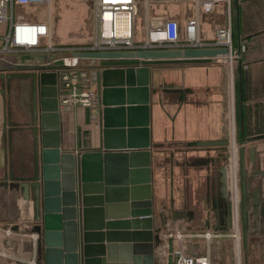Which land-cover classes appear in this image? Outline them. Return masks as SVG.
<instances>
[{
	"label": "crops",
	"instance_id": "0c3cea01",
	"mask_svg": "<svg viewBox=\"0 0 264 264\" xmlns=\"http://www.w3.org/2000/svg\"><path fill=\"white\" fill-rule=\"evenodd\" d=\"M60 2L56 4V12L61 16L56 17L57 24L50 12L51 3L18 7L16 13L27 21L48 24L53 42L66 44L81 28L86 9L78 5V9L83 10L81 21L70 22L66 19L65 5ZM152 4L156 7L153 14L149 7L143 11L145 29L168 18L177 20L183 27L187 19L198 16L204 40L214 39L217 28L229 26L233 46L240 53L232 75L225 65L210 58L164 60L149 65L147 149L150 151L152 217L155 210L158 215V220L153 219L154 233L179 232L188 236L200 233L186 229L187 223L182 216L186 211L184 207H222L223 204L226 207L220 192L219 168L226 166L231 145L236 146L237 153L238 148L244 146L247 249L252 250L248 255L243 250L246 253L244 264H264V0H218L210 12L196 11L192 0ZM33 6L47 9L45 17L25 12ZM1 25L0 34H3L6 25ZM144 38L145 33L137 38L135 28V42H142ZM30 71L33 70L9 72ZM93 89L96 92L95 83ZM100 109L99 105L93 109L77 105L61 110V149L75 156L83 150L99 147ZM31 129V79L0 80V262L8 264H30L31 260L44 264L43 233L35 218L33 190H28L27 199L19 186L33 173ZM226 137L228 146L197 144ZM250 147H254L253 160L249 158ZM228 186L233 201V223L234 184L229 178ZM224 218L218 215V225L212 228L226 232ZM114 221H121V218ZM121 227L114 225V228ZM196 238L188 247L174 240V247H183L191 253L209 252L211 264H228L230 238L204 239V242ZM161 247L164 248L163 244Z\"/></svg>",
	"mask_w": 264,
	"mask_h": 264
},
{
	"label": "water",
	"instance_id": "95a60500",
	"mask_svg": "<svg viewBox=\"0 0 264 264\" xmlns=\"http://www.w3.org/2000/svg\"><path fill=\"white\" fill-rule=\"evenodd\" d=\"M222 48H164L82 51L100 60L90 71L100 109V144L79 155L61 149V106L57 68L70 53L9 54L0 59V80L29 77L32 84L33 173L21 181L23 196L33 190L41 224L44 264H156L149 146V65L191 61L225 53ZM76 54V53H75ZM124 59V60H123ZM32 69L27 73L9 72ZM198 145L228 146L223 140ZM245 148H238L242 249L248 242ZM250 160L254 147H250ZM220 192L226 200L225 225L232 227L227 167L221 166ZM121 218V221H114ZM127 218V219H124ZM130 218V219H128ZM105 219L108 221L105 222ZM121 228H114V225ZM40 228V227H39ZM158 240V239H157ZM193 246H190V248ZM173 240L165 264H172ZM0 264H8L0 262Z\"/></svg>",
	"mask_w": 264,
	"mask_h": 264
},
{
	"label": "built area",
	"instance_id": "2783aa9c",
	"mask_svg": "<svg viewBox=\"0 0 264 264\" xmlns=\"http://www.w3.org/2000/svg\"><path fill=\"white\" fill-rule=\"evenodd\" d=\"M94 35L91 43L86 46H65L56 44L48 24L31 22L16 13L18 7L27 5H48L51 0H0V24L6 25V30L0 34V59L9 54L22 53H70L63 57L57 67L58 86L66 91L59 96L61 110L71 109L77 105L95 108L98 105L97 93L93 89L90 71L99 66V59L93 57H79L82 51H112L137 49H164V48H226L227 52L217 53L210 59L226 66L229 73L240 59L239 51L234 48L229 26L217 28L214 39L204 40L201 37L198 16L189 18L183 27L175 19L168 18L159 24L149 25L145 29V38L142 42H135V21L138 15L139 3L144 4L145 10L152 3H168L173 0H91ZM218 0H192L196 11L210 12ZM229 2V0H227ZM76 53V54H75ZM229 133V132H228ZM230 134V133H229ZM228 134V138H229ZM228 162L237 167L238 153L235 145L229 147ZM227 175L229 182L228 166ZM235 176L234 178H238ZM235 186V184H234ZM236 187V186H235ZM239 188V186H238ZM237 188V189H238ZM234 229H231V231ZM8 233L9 230H7ZM165 233V232H164ZM237 233V232H236ZM224 234H214L213 231L184 235L179 232L159 234L162 240L158 244L166 255L156 264H165L167 257V242L172 240L187 246L194 237L210 240ZM236 237V234H233ZM163 244L164 248L161 247ZM188 247V246H187ZM158 253V252H157ZM172 264H211L210 254L191 253L188 250L174 247ZM235 264H241L239 259ZM35 264L34 260L29 262Z\"/></svg>",
	"mask_w": 264,
	"mask_h": 264
},
{
	"label": "rangeland",
	"instance_id": "374dc122",
	"mask_svg": "<svg viewBox=\"0 0 264 264\" xmlns=\"http://www.w3.org/2000/svg\"><path fill=\"white\" fill-rule=\"evenodd\" d=\"M63 2L65 5L64 9L65 12H67L66 19L70 22L73 21H81V17L83 15V10L78 9V5H81L85 7L86 14L81 22V28L76 30V34L69 37L68 43L61 44L65 46H86L91 43V38L94 35V27H93V12H92V1L91 0H51V8L50 12L53 18V21L55 24H57L56 17H61L59 13L56 12V4ZM145 10L144 4L139 3L138 5V15L136 18L135 28L137 31V38H142L145 33V14L143 11ZM149 11L151 14H153L154 11H156L155 5L151 4L149 6ZM25 12L29 14H33V16H38V18L45 17V13L47 12V9H43L42 7H30L28 9H25ZM40 22V21H38ZM91 24H90V23ZM89 23V26H88ZM2 25L0 24V31L2 30ZM85 28V29H84ZM59 30L57 31L58 35ZM87 34H89L87 36ZM61 39H65V37H61ZM93 86V85H92ZM18 87V86H17ZM226 166H228V173L229 177L233 180L230 182L231 184H235L236 188H238V178H234L237 176V167L234 165V163H229L227 160ZM238 177V176H237ZM238 217H237V223L236 228H233L234 230L231 231V229H228L226 232H218L216 229H213L212 226L217 224V216L223 215V217L226 215V207H184L186 210L183 217L184 221L187 223V230L193 231V232H200L204 233L207 231H213L214 234H224L219 237H213L212 239H224V238H230L231 239V251H229V260L227 261L228 264H235V260L239 259L241 264L245 263V254L250 252L252 250H246V253L242 249V239H241V223H240V202H238ZM192 211L193 213H190ZM153 219L158 220V215L156 210L153 213ZM192 215V216H191ZM191 217V218H190ZM190 218V219H189ZM196 218V219H194ZM220 218V216H219ZM200 219V220H199ZM198 220V221H197ZM218 225V224H217ZM237 232V233H236ZM236 234V237L233 236V234ZM160 238V236H158ZM157 238L155 240V245L161 244L162 240ZM197 240H201L204 242V238H196ZM192 240V239H191ZM38 243V241H37ZM163 243V242H162ZM39 246V245H38ZM204 246V245H203ZM248 246V244H247ZM252 253V252H251ZM35 261V260H34ZM36 264V261H35ZM38 264V263H37ZM252 264V263H251Z\"/></svg>",
	"mask_w": 264,
	"mask_h": 264
},
{
	"label": "bare ground",
	"instance_id": "6f19581e",
	"mask_svg": "<svg viewBox=\"0 0 264 264\" xmlns=\"http://www.w3.org/2000/svg\"><path fill=\"white\" fill-rule=\"evenodd\" d=\"M228 199L231 201L232 216H233V201L231 199V193H230V191H229ZM233 199H234V202H235V215H234V221L232 223V225H233L232 226V229L233 228H236L237 217H238V206H239L238 205V202H240L239 188L237 189L235 186H234V190H233ZM165 255L166 254L161 249L158 250V257H159V259H164L165 258Z\"/></svg>",
	"mask_w": 264,
	"mask_h": 264
}]
</instances>
